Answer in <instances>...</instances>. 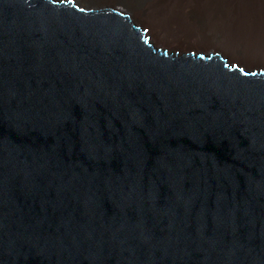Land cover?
Segmentation results:
<instances>
[{"label":"water","instance_id":"1","mask_svg":"<svg viewBox=\"0 0 264 264\" xmlns=\"http://www.w3.org/2000/svg\"><path fill=\"white\" fill-rule=\"evenodd\" d=\"M128 21L0 0V264H264V74Z\"/></svg>","mask_w":264,"mask_h":264},{"label":"bare ground","instance_id":"2","mask_svg":"<svg viewBox=\"0 0 264 264\" xmlns=\"http://www.w3.org/2000/svg\"><path fill=\"white\" fill-rule=\"evenodd\" d=\"M45 1L126 15L130 25L144 32L141 40L147 38L153 53L165 51L171 59L192 53L205 62L218 54L229 71L237 67L246 75L264 74V0Z\"/></svg>","mask_w":264,"mask_h":264},{"label":"rangeland","instance_id":"3","mask_svg":"<svg viewBox=\"0 0 264 264\" xmlns=\"http://www.w3.org/2000/svg\"><path fill=\"white\" fill-rule=\"evenodd\" d=\"M119 7H121V8H123V9H125L124 7H122V6H120V5H118ZM145 27V26H144ZM154 42V41H153ZM190 51V49L189 50H186V51H184V52H189ZM198 53V52H197ZM262 65H264V63L262 64ZM251 70V69H250Z\"/></svg>","mask_w":264,"mask_h":264}]
</instances>
